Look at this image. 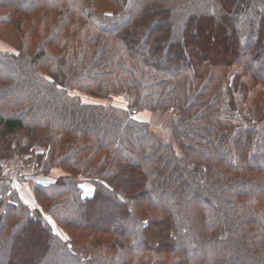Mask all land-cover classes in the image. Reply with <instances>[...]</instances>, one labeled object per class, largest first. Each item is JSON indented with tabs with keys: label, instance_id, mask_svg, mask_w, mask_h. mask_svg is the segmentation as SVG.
Here are the masks:
<instances>
[{
	"label": "trees",
	"instance_id": "16d2710c",
	"mask_svg": "<svg viewBox=\"0 0 264 264\" xmlns=\"http://www.w3.org/2000/svg\"><path fill=\"white\" fill-rule=\"evenodd\" d=\"M0 40V159L62 173L0 185V264H264V0H0Z\"/></svg>",
	"mask_w": 264,
	"mask_h": 264
},
{
	"label": "rangeland",
	"instance_id": "374dc122",
	"mask_svg": "<svg viewBox=\"0 0 264 264\" xmlns=\"http://www.w3.org/2000/svg\"><path fill=\"white\" fill-rule=\"evenodd\" d=\"M0 50L6 51V52L12 51V49L8 45L3 43L1 40H0ZM77 94L79 95L80 100L84 103H91V104L95 103V104L105 105V106L111 105V106H115L117 108L123 109L125 111H128L129 113H131L130 110L134 109V108H131V105L129 103L130 101H128L126 97H124V95L115 94V95L110 96L108 99H103V98L89 96L84 93L83 94L77 93ZM175 114L176 113L173 112V110L164 111V112H155V113L149 112V111H138L137 112L136 110V113L133 114V117L134 119L145 123L148 126V130L154 135H156L158 139H160L163 142H169L168 138L170 136V126H171L172 119L174 118ZM10 158L11 159H8V158L0 159V167L3 164L13 165L14 160H22L25 164V167L28 166L32 168H37V167H34L31 160L30 159L28 160L26 157L21 158L19 156H12ZM30 172H33V171H29V174L25 177L24 181H22L21 183L11 182V184L13 188L19 191L22 201L28 202L29 204L34 205V199L31 194V189L34 185V182H44V183L49 182V181L54 180L56 177H58L62 173L59 169H56V170H53L50 173V175L42 177L40 173H38L35 176V175L30 174ZM82 188H83L85 195H88L91 191V188L89 185H83ZM129 195L131 197L133 196V193L130 192ZM104 208L105 210H109L111 207L107 205V206H104ZM47 220L51 223L50 218L49 219L47 218Z\"/></svg>",
	"mask_w": 264,
	"mask_h": 264
},
{
	"label": "built area",
	"instance_id": "2783aa9c",
	"mask_svg": "<svg viewBox=\"0 0 264 264\" xmlns=\"http://www.w3.org/2000/svg\"><path fill=\"white\" fill-rule=\"evenodd\" d=\"M37 175L39 170L37 168L25 167V164L22 160H14L13 165H1L0 167V178L9 180L15 183H21L24 181L25 177L29 174Z\"/></svg>",
	"mask_w": 264,
	"mask_h": 264
},
{
	"label": "water",
	"instance_id": "95a60500",
	"mask_svg": "<svg viewBox=\"0 0 264 264\" xmlns=\"http://www.w3.org/2000/svg\"><path fill=\"white\" fill-rule=\"evenodd\" d=\"M127 99V98H126ZM131 111V113H136V110L135 109H132V110H130ZM2 184H4V185H6V186H9L10 184H11V182L9 181V180H3V179H0V185H2Z\"/></svg>",
	"mask_w": 264,
	"mask_h": 264
}]
</instances>
